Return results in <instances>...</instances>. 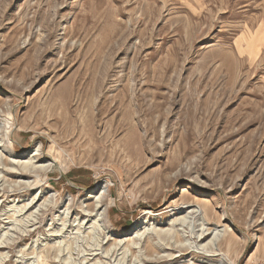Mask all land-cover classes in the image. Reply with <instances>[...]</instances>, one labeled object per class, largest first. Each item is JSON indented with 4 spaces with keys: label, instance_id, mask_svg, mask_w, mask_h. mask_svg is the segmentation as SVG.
<instances>
[{
    "label": "rangeland",
    "instance_id": "374dc122",
    "mask_svg": "<svg viewBox=\"0 0 264 264\" xmlns=\"http://www.w3.org/2000/svg\"><path fill=\"white\" fill-rule=\"evenodd\" d=\"M0 246L264 264V0H0Z\"/></svg>",
    "mask_w": 264,
    "mask_h": 264
},
{
    "label": "bare ground",
    "instance_id": "6f19581e",
    "mask_svg": "<svg viewBox=\"0 0 264 264\" xmlns=\"http://www.w3.org/2000/svg\"><path fill=\"white\" fill-rule=\"evenodd\" d=\"M34 155L36 156L37 153H34ZM34 155H33V156H34ZM35 156H34V157H35ZM35 158H36V157H35ZM28 161H30V160H28ZM35 161H39V159H37V160H35ZM22 165H23V166H22V167H23V170H24V171L26 170L25 172H22V174L26 176V175H27V174H26L27 171H29V170H30V171H38V170L44 169V168L47 167L49 164L46 163V162H41V163H38L37 165H36L35 163H22ZM182 191H183V190H182ZM103 192H104V191H103ZM103 192H102V193H103ZM94 207H95V206H94ZM95 208H96V207H95ZM95 208H92L91 211H89V213H88V212H87V213H83L82 215H83L84 217H83L82 220L84 221V220H85L84 218H88V219H89V218H92V217H93L92 212L95 210ZM99 208H100V207H99ZM147 213H149V212H147ZM88 219H87V222H88ZM206 230H208V228H206L205 231H206ZM53 231H54V230H53ZM153 231L156 232V233H158V234L160 233V229H156L155 227H154ZM153 231H152V232H153ZM205 231H203V232H205ZM139 232H140V229L136 230V231H135V236H136ZM161 232H162V231H161ZM53 235H56V234H55V231H54ZM57 235H58V234H57ZM206 235H207V234H203V233H202V234H199L198 237H201V238H200V241H201L202 239H204V238L206 237ZM210 241H211V240H210ZM210 241H209V242H210ZM0 248H1V246H0ZM196 251H197V250H196ZM197 252H198V251H197ZM171 256H172V255H171ZM195 257H196V256H195ZM197 257H198V256H197Z\"/></svg>",
    "mask_w": 264,
    "mask_h": 264
},
{
    "label": "trees",
    "instance_id": "16d2710c",
    "mask_svg": "<svg viewBox=\"0 0 264 264\" xmlns=\"http://www.w3.org/2000/svg\"><path fill=\"white\" fill-rule=\"evenodd\" d=\"M243 260V256H242V258L240 259V262Z\"/></svg>",
    "mask_w": 264,
    "mask_h": 264
}]
</instances>
